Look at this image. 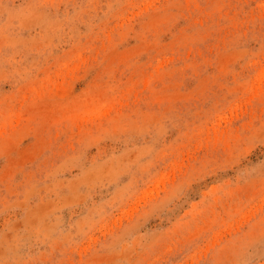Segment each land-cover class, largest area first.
Segmentation results:
<instances>
[{
	"label": "rangeland",
	"instance_id": "obj_1",
	"mask_svg": "<svg viewBox=\"0 0 264 264\" xmlns=\"http://www.w3.org/2000/svg\"><path fill=\"white\" fill-rule=\"evenodd\" d=\"M0 264H264V0H0Z\"/></svg>",
	"mask_w": 264,
	"mask_h": 264
}]
</instances>
